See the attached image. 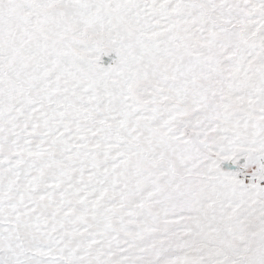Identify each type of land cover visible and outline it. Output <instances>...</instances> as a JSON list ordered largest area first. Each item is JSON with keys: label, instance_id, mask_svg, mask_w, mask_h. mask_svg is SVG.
<instances>
[{"label": "snow or ice", "instance_id": "6c2138e0", "mask_svg": "<svg viewBox=\"0 0 264 264\" xmlns=\"http://www.w3.org/2000/svg\"><path fill=\"white\" fill-rule=\"evenodd\" d=\"M0 264H264V0H0Z\"/></svg>", "mask_w": 264, "mask_h": 264}]
</instances>
